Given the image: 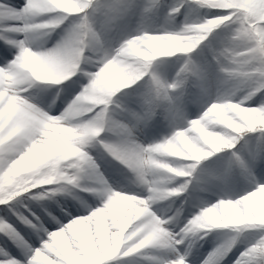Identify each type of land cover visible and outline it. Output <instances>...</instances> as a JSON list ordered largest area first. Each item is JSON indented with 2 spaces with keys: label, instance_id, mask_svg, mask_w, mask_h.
<instances>
[{
  "label": "clouds",
  "instance_id": "1",
  "mask_svg": "<svg viewBox=\"0 0 264 264\" xmlns=\"http://www.w3.org/2000/svg\"><path fill=\"white\" fill-rule=\"evenodd\" d=\"M0 264H264V0H0Z\"/></svg>",
  "mask_w": 264,
  "mask_h": 264
}]
</instances>
